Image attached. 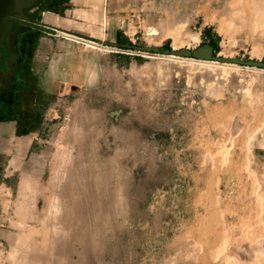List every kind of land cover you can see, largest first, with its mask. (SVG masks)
Returning <instances> with one entry per match:
<instances>
[{
	"label": "rangeland",
	"instance_id": "1",
	"mask_svg": "<svg viewBox=\"0 0 264 264\" xmlns=\"http://www.w3.org/2000/svg\"><path fill=\"white\" fill-rule=\"evenodd\" d=\"M90 12L121 44L264 61V0H99ZM72 40L100 54L87 87L77 73L59 101L29 75V91L12 86L14 111L1 108L37 135L34 153L0 156V194L29 213L12 221L20 241L66 264H264V68Z\"/></svg>",
	"mask_w": 264,
	"mask_h": 264
},
{
	"label": "crops",
	"instance_id": "2",
	"mask_svg": "<svg viewBox=\"0 0 264 264\" xmlns=\"http://www.w3.org/2000/svg\"><path fill=\"white\" fill-rule=\"evenodd\" d=\"M97 1L99 0H62L57 6L43 7L37 19L57 28L58 33L34 30L31 38L27 39L28 42L23 36L12 38L9 45L16 44L20 56L27 60L28 76H34L36 87L43 94L56 96L59 101L70 97L77 85V73L84 75L79 80L80 87H87V84L82 83L91 80L94 67H100V54L72 40V34L78 37H96L98 40H105V35H109L110 40L118 42V28L114 31L108 25L107 32L104 22L103 27L99 26L100 18L96 22L92 21L93 12L90 10L97 6ZM93 23L98 24V27L94 28ZM24 89L21 93L31 88ZM36 138L34 131L20 130L17 117L0 119V156L15 160V155L20 153L22 157H26L29 153H34L31 150ZM9 166H12L11 162ZM2 185L5 186L4 194L11 195V191L6 192V183L3 182ZM1 189L0 187V193ZM12 200L11 197L4 198L0 194V264H66L65 259L38 258L37 244L20 241L22 236L12 229V221L14 218H27L29 213L12 212ZM7 202L10 204L7 205Z\"/></svg>",
	"mask_w": 264,
	"mask_h": 264
},
{
	"label": "water",
	"instance_id": "3",
	"mask_svg": "<svg viewBox=\"0 0 264 264\" xmlns=\"http://www.w3.org/2000/svg\"><path fill=\"white\" fill-rule=\"evenodd\" d=\"M38 0H0V62H4V49L7 46V39L17 24H23L33 30H40L56 34L58 29L40 22L37 18L32 17L27 11L35 6ZM102 44L112 46H125L136 48L141 51L164 52L176 56H194L201 59L215 60L220 62H230L249 66L264 68V61L261 60H243L240 58H231L214 54V48L210 44H205L195 50L190 49H170L149 45L121 44L118 42L103 40Z\"/></svg>",
	"mask_w": 264,
	"mask_h": 264
},
{
	"label": "flooded vegetation",
	"instance_id": "4",
	"mask_svg": "<svg viewBox=\"0 0 264 264\" xmlns=\"http://www.w3.org/2000/svg\"><path fill=\"white\" fill-rule=\"evenodd\" d=\"M62 0H38L37 3L35 4V6L31 9H29L27 11L28 14H30L32 17L34 18H37L43 7H53V6H57V4L61 3ZM65 0H63L64 2ZM19 26L23 27L25 29V32L23 35V38H25L26 42L27 39L31 38V36L33 35L34 33V30H32L31 28H29L28 26H25L23 24H19ZM17 26H15L16 28ZM14 28V29H15ZM14 29L12 30V32L10 33V35L8 36V43H7V46L6 48L4 49V62L1 63L0 62V80L4 81L3 83V87L1 88L0 90V95L4 94L7 92V90L9 91L10 94H6V99L4 102L2 101L0 103V116H3V113L1 112L2 111V106L5 105V108L6 109H10V113L13 110V107L15 106V104L17 103V99H14L13 101H10L11 98H13V95L16 94V90H12V86L13 84L15 85H18V88H20L21 86L22 87H25V88H30L31 87V80L29 79V76L27 74V69H26V64H23V61L26 60L20 56L19 57V60L17 61L15 59V62H16V65L13 67V68H9V63H8V60H7V57H8V52L10 51V42L12 40V38H14ZM8 78V79H7ZM5 79H7V85H6V82H5ZM12 95V96H11Z\"/></svg>",
	"mask_w": 264,
	"mask_h": 264
},
{
	"label": "bare ground",
	"instance_id": "5",
	"mask_svg": "<svg viewBox=\"0 0 264 264\" xmlns=\"http://www.w3.org/2000/svg\"><path fill=\"white\" fill-rule=\"evenodd\" d=\"M60 31V30H59ZM52 234H54V233H52ZM55 235H57V234H55ZM65 235V234H64ZM65 237V236H64ZM68 238V237H67ZM53 240V239H52ZM51 242V241H50ZM33 244V243H32ZM64 253V252H63Z\"/></svg>",
	"mask_w": 264,
	"mask_h": 264
}]
</instances>
